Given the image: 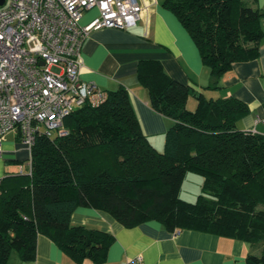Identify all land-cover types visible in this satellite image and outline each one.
<instances>
[{
  "label": "trees",
  "instance_id": "16d2710c",
  "mask_svg": "<svg viewBox=\"0 0 264 264\" xmlns=\"http://www.w3.org/2000/svg\"><path fill=\"white\" fill-rule=\"evenodd\" d=\"M254 1L163 0L210 71L206 88H219L234 62L257 57L264 9ZM136 75L151 109L173 121L162 150L143 134L124 86L74 109L64 118L66 135L36 134L30 170L0 178V264L12 252L33 260L38 234L75 262L103 261L113 237L72 224L78 206L106 211L124 226L157 220L169 231L259 243L260 253L246 263L264 264V135L239 128L247 105L206 97L159 60H140ZM189 96L194 109L186 106ZM187 172L202 177L193 202L179 196Z\"/></svg>",
  "mask_w": 264,
  "mask_h": 264
},
{
  "label": "crops",
  "instance_id": "0c3cea01",
  "mask_svg": "<svg viewBox=\"0 0 264 264\" xmlns=\"http://www.w3.org/2000/svg\"><path fill=\"white\" fill-rule=\"evenodd\" d=\"M138 2L143 8L134 26L99 28L89 33L81 47L80 79L104 91L124 86L143 134L157 150H162L164 134L173 121L148 104L147 91L136 75L137 64L144 59L159 60L168 75L206 97L243 101L248 113L239 121V128L264 135V36L256 58L234 62L221 76L219 88L209 89L210 71L174 13L163 5V0ZM254 4L264 9V0H255ZM97 13L96 8L84 12L80 24H87ZM262 28L264 32V21ZM2 149L0 161L9 153H14L18 162L28 160L29 150L14 135L11 139L5 136ZM2 171L0 168V178ZM71 223L112 235L103 261L75 262L51 239L38 234L33 260L22 261L12 252L7 264H127L139 254L143 264H247L249 254L261 251V244L236 238L190 229L169 231L157 220L124 226L108 212L89 206L75 208Z\"/></svg>",
  "mask_w": 264,
  "mask_h": 264
},
{
  "label": "built area",
  "instance_id": "2783aa9c",
  "mask_svg": "<svg viewBox=\"0 0 264 264\" xmlns=\"http://www.w3.org/2000/svg\"><path fill=\"white\" fill-rule=\"evenodd\" d=\"M97 9L85 25L83 13ZM138 0H4L0 5V158L7 133L29 150L36 134L66 135L64 118L107 92L81 80V47L92 30L128 29L139 19ZM254 132V131H252ZM20 171L23 165H19ZM127 264H143L136 255Z\"/></svg>",
  "mask_w": 264,
  "mask_h": 264
},
{
  "label": "rangeland",
  "instance_id": "374dc122",
  "mask_svg": "<svg viewBox=\"0 0 264 264\" xmlns=\"http://www.w3.org/2000/svg\"><path fill=\"white\" fill-rule=\"evenodd\" d=\"M194 104L195 100L192 96H189L186 104L187 108L193 109ZM13 135L18 139L15 131H10L6 136L11 139ZM15 157L14 153L5 154L3 159L0 161V168L3 170V176L18 173L20 171V164H23V170L25 169L26 161L24 160L18 162L15 160ZM201 184L202 177L200 175L193 172H187L179 191L180 198L188 202H193L197 195L201 192Z\"/></svg>",
  "mask_w": 264,
  "mask_h": 264
},
{
  "label": "water",
  "instance_id": "95a60500",
  "mask_svg": "<svg viewBox=\"0 0 264 264\" xmlns=\"http://www.w3.org/2000/svg\"><path fill=\"white\" fill-rule=\"evenodd\" d=\"M4 0H0V5L3 3Z\"/></svg>",
  "mask_w": 264,
  "mask_h": 264
}]
</instances>
